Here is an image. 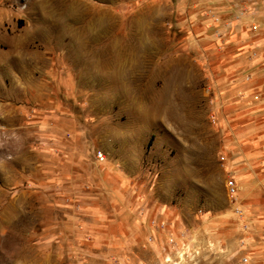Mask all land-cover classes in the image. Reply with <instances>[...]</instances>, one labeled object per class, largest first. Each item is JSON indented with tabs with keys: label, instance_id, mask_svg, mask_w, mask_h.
<instances>
[{
	"label": "rangeland",
	"instance_id": "obj_1",
	"mask_svg": "<svg viewBox=\"0 0 264 264\" xmlns=\"http://www.w3.org/2000/svg\"><path fill=\"white\" fill-rule=\"evenodd\" d=\"M43 1L0 0V264H264V0Z\"/></svg>",
	"mask_w": 264,
	"mask_h": 264
},
{
	"label": "bare ground",
	"instance_id": "obj_2",
	"mask_svg": "<svg viewBox=\"0 0 264 264\" xmlns=\"http://www.w3.org/2000/svg\"><path fill=\"white\" fill-rule=\"evenodd\" d=\"M51 1V0H50ZM48 0H44L43 1V3H44V7L46 8V12H47V14L49 15V17H52V18H54V19H56L58 22L59 21H61V20H63L64 19V14L62 13V14H59V10H56V9H53L49 4H48ZM52 2V1H51ZM57 4V3H56ZM59 4V3H58ZM55 6V5H54ZM63 7V6H62ZM54 8H57V7H54ZM60 9V8H59ZM47 17V16H46ZM80 18H83V16H81V15H78V16H76L75 17V19H77L76 21H79L78 19H80ZM74 19V20H75ZM61 23V22H60ZM95 20H94V16L93 15H91V16H89L88 17V21H87V23L83 26L85 29H86V31H89V33H90V38H93V33L95 32ZM61 25H66L65 23H61ZM63 26V27H64ZM62 27V28H63ZM82 27V26H81ZM80 27V25L79 26H77V30L76 31H74L73 33H77V34H82L81 32H82V30L80 29L81 28ZM72 28V27H71ZM81 30V31H78V30ZM85 29H84V31H85ZM62 30V29H61ZM64 32V31H63ZM70 33H71V31H70ZM85 34H86V32H85ZM83 35V34H82ZM81 37H78V39H80ZM79 42H81V39L80 40H78ZM83 41H85V40H83ZM89 41V40H88ZM89 43V42H88ZM80 44V46H82L81 45V43H79ZM94 53V52H93Z\"/></svg>",
	"mask_w": 264,
	"mask_h": 264
},
{
	"label": "built area",
	"instance_id": "obj_3",
	"mask_svg": "<svg viewBox=\"0 0 264 264\" xmlns=\"http://www.w3.org/2000/svg\"><path fill=\"white\" fill-rule=\"evenodd\" d=\"M231 190L234 191V186H232V183H230Z\"/></svg>",
	"mask_w": 264,
	"mask_h": 264
}]
</instances>
